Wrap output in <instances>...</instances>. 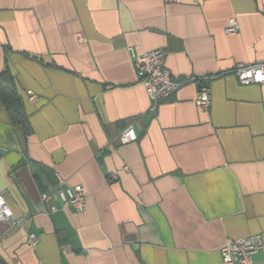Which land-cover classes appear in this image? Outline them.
Instances as JSON below:
<instances>
[{"label":"crops","instance_id":"0c3cea01","mask_svg":"<svg viewBox=\"0 0 264 264\" xmlns=\"http://www.w3.org/2000/svg\"><path fill=\"white\" fill-rule=\"evenodd\" d=\"M158 47L182 84L151 112L130 51ZM263 61L264 0H0V193L20 219L0 264H224L226 240H264V84L233 72ZM59 179L84 211L41 201Z\"/></svg>","mask_w":264,"mask_h":264},{"label":"built area","instance_id":"2783aa9c","mask_svg":"<svg viewBox=\"0 0 264 264\" xmlns=\"http://www.w3.org/2000/svg\"><path fill=\"white\" fill-rule=\"evenodd\" d=\"M238 28L237 22L231 18L226 31L233 33ZM131 61L135 67L137 78L143 83L145 90L151 100L149 110L154 112L158 105L169 98L173 92L182 84V81L172 76L165 65V50L161 47L142 52L130 51ZM238 81L242 84L255 83L264 84V61L246 64L233 70ZM207 77L202 79L206 80ZM192 79L191 77L187 78ZM205 82V81H204ZM202 82L197 89L195 102L202 108L210 104V91L207 82ZM29 98L33 99L35 94L29 90ZM119 142L126 144L137 139V134L131 124L124 127L118 135ZM62 180L59 179L49 191L41 194V201L49 202L50 212L56 211L58 206L52 202L54 196L60 199L63 205H69L76 211H84L86 193L81 184H75L63 188ZM0 221L19 223L20 219L13 213L12 209L0 193ZM38 236L28 233V242L35 246ZM263 234L257 233L247 237L226 240L219 246L220 258L224 264H254V255L263 247Z\"/></svg>","mask_w":264,"mask_h":264},{"label":"trees","instance_id":"16d2710c","mask_svg":"<svg viewBox=\"0 0 264 264\" xmlns=\"http://www.w3.org/2000/svg\"><path fill=\"white\" fill-rule=\"evenodd\" d=\"M3 100L5 102V106L7 110L9 111L11 115V120L13 122L22 123L24 117L22 115L21 105H20L19 100L16 98L10 99V100H7V98H3Z\"/></svg>","mask_w":264,"mask_h":264}]
</instances>
